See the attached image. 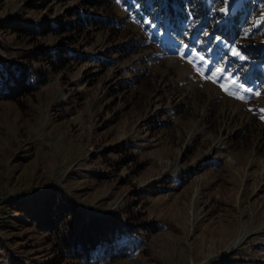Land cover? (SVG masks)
Listing matches in <instances>:
<instances>
[{
    "label": "rangeland",
    "instance_id": "rangeland-1",
    "mask_svg": "<svg viewBox=\"0 0 264 264\" xmlns=\"http://www.w3.org/2000/svg\"><path fill=\"white\" fill-rule=\"evenodd\" d=\"M205 1L264 48V0ZM130 3L0 0V70L33 79L0 100V264H80L66 245L97 225L134 246L94 264H264V63Z\"/></svg>",
    "mask_w": 264,
    "mask_h": 264
},
{
    "label": "trees",
    "instance_id": "trees-1",
    "mask_svg": "<svg viewBox=\"0 0 264 264\" xmlns=\"http://www.w3.org/2000/svg\"><path fill=\"white\" fill-rule=\"evenodd\" d=\"M122 1L131 2L132 6L135 4L138 9L142 10L145 20L156 24L160 30L175 34L182 39L184 44H188L192 38L196 40V44L202 45L213 41L212 44L215 45L217 39L222 38L229 44L235 43V46L253 62L264 63V48L257 51L249 50L250 45L246 43L248 39L239 29V22L247 20V15L243 14V7L222 17L218 11L212 12L205 0ZM207 32L210 35L209 39ZM192 46L200 50V46ZM251 76L260 82L261 91L264 92V76L260 75L257 70L252 71ZM32 87L33 79L20 68L12 66L6 71L0 70V100H13L19 95L29 94ZM115 233L117 238L125 234L123 227L115 229L112 226L98 227L97 225L93 228L92 235L81 233L80 237H76L75 243L71 242L70 245H66L64 251L66 257L80 264L108 263L122 257L129 248L134 246V240L130 239L123 244L111 245L110 241Z\"/></svg>",
    "mask_w": 264,
    "mask_h": 264
},
{
    "label": "snow or ice",
    "instance_id": "snow-or-ice-1",
    "mask_svg": "<svg viewBox=\"0 0 264 264\" xmlns=\"http://www.w3.org/2000/svg\"><path fill=\"white\" fill-rule=\"evenodd\" d=\"M223 3H224L225 5H228V0H223ZM226 11H227V8H226V7H222V8H220V12H221V13H224V12H226ZM143 22H144L145 24L151 23L150 21H147V20H145V21H143ZM184 47H185V49H186V48L188 47V45H184ZM195 54H196V53H195V51H194V52H193V55H195ZM232 54H233L234 56H238L241 60L244 59V57H243L238 51H236L235 48L233 49ZM200 59H201V61L203 62L206 58L203 57V56H201ZM189 62L191 63V61H189ZM222 71H223V70H222L221 68L217 67V68L214 70V72L212 73V76H217V75L221 74ZM212 76H209L208 79H209V80H212ZM212 82H213V83H216L215 80H212ZM236 83H237V81H236L235 79L231 80V84L235 85ZM220 88H221L222 91H224V92L228 93L229 95H231V93L228 92V88H227L224 84H221V85H220ZM249 90H250V89H249ZM257 94H259V93H257ZM236 98H237V99H241V100L243 99V97H240V96H237ZM262 119H264V117H262Z\"/></svg>",
    "mask_w": 264,
    "mask_h": 264
},
{
    "label": "bare ground",
    "instance_id": "bare-ground-1",
    "mask_svg": "<svg viewBox=\"0 0 264 264\" xmlns=\"http://www.w3.org/2000/svg\"><path fill=\"white\" fill-rule=\"evenodd\" d=\"M243 231L241 230L240 234L231 243V248L235 247L242 240V236L244 235V232Z\"/></svg>",
    "mask_w": 264,
    "mask_h": 264
}]
</instances>
